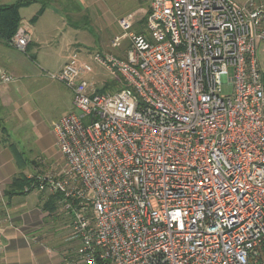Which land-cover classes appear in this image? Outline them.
<instances>
[{
    "label": "built area",
    "instance_id": "1",
    "mask_svg": "<svg viewBox=\"0 0 264 264\" xmlns=\"http://www.w3.org/2000/svg\"><path fill=\"white\" fill-rule=\"evenodd\" d=\"M149 5L140 33L119 18L124 57H92L116 89L75 52L50 74L72 95L52 125L65 168L44 178L77 242L64 264H264V0Z\"/></svg>",
    "mask_w": 264,
    "mask_h": 264
},
{
    "label": "rangeland",
    "instance_id": "2",
    "mask_svg": "<svg viewBox=\"0 0 264 264\" xmlns=\"http://www.w3.org/2000/svg\"><path fill=\"white\" fill-rule=\"evenodd\" d=\"M149 2L150 0H99L96 5L80 3L78 0H46L43 4L51 6V10L63 17V20L59 19L53 11H48L47 14L51 15V19L44 17L43 21L37 25L36 31L31 29L28 22V15H30L28 12L31 9H27L26 13L23 12L24 18H21V23L25 28L29 27L27 28L30 34L28 41L30 38L38 39L41 45L39 49L32 45L27 51V45L25 51L14 47L15 56L23 70L27 72L28 76L22 79V82L30 91L29 100L39 115L42 128H53L54 121L58 120L62 111L70 106L68 97V95L71 96L70 90L65 87L63 90L61 83L50 74L57 72L75 52L80 59L91 65V72L86 74L85 78L91 81L98 92L101 91L99 89L106 85V82L113 81L114 77L92 58L94 53L109 52L115 56L124 57L128 38L125 36L115 45L111 43L115 35L123 32L118 18L123 16L131 22L129 30L142 31L150 12ZM50 24L54 27H49ZM256 56L259 67L264 72V41L259 43ZM116 87L111 85L105 91L114 90ZM17 129H11L10 136L18 140L22 129ZM19 142L27 162H18L17 165L22 171L21 174L26 175L30 182L28 185L19 186L18 190L23 193L12 194L8 196L9 199L15 195L22 196L39 184L41 193L46 191L52 194L53 191L49 185H46L44 178L58 177L63 172L65 163L51 132L46 148L41 151L32 144V137L28 136L25 141ZM29 168L32 169L31 172ZM16 176L11 178L9 185ZM34 178L37 179L35 184L32 183ZM9 185L6 191L9 190ZM56 194L54 192V195Z\"/></svg>",
    "mask_w": 264,
    "mask_h": 264
},
{
    "label": "crops",
    "instance_id": "3",
    "mask_svg": "<svg viewBox=\"0 0 264 264\" xmlns=\"http://www.w3.org/2000/svg\"><path fill=\"white\" fill-rule=\"evenodd\" d=\"M17 1L0 0V5H11ZM45 1L32 0L30 4L20 7L19 26H22L21 18L27 9H31L27 12L30 14L28 22L33 31H36L37 25L44 17L51 19V15L47 13L53 10L51 6L43 4ZM78 1L96 5L99 2V0ZM42 4L43 11L34 22H31V18L41 9ZM53 13L63 20V17L55 11ZM32 45L39 49L41 42L30 38L26 51ZM0 70L14 77L11 82L0 86V264H64L65 253L69 251L71 245L75 247L77 242L70 239V214L62 206V195L57 193L59 198L52 206V203L47 201L55 191L52 194L46 191L41 193L40 184L22 196L15 195L9 199L6 193L11 178L22 173L17 163L27 162L19 141H25L28 136L32 137V144L41 151L46 148L51 132L56 145L57 142L53 128L46 129L40 125L39 115L29 100L30 91L22 82V79L28 76L27 72L17 61L14 46L1 35ZM61 85L63 90L68 89L63 83ZM68 97L70 106L62 111L59 118L72 109V95ZM15 128L22 129L18 140L10 136L11 129ZM19 152H22L21 156ZM61 157L63 158L62 154ZM28 170L31 172L32 169Z\"/></svg>",
    "mask_w": 264,
    "mask_h": 264
},
{
    "label": "trees",
    "instance_id": "4",
    "mask_svg": "<svg viewBox=\"0 0 264 264\" xmlns=\"http://www.w3.org/2000/svg\"><path fill=\"white\" fill-rule=\"evenodd\" d=\"M32 0H18L14 4L11 5H0V35L4 38L6 41H10V39L13 37L17 27L19 26L20 22V14H19V8L26 6L31 3ZM43 4L41 6V9L31 18V22H34L39 14L43 11ZM134 30V29H133ZM136 33H140L142 31H136ZM263 79H264V72H263ZM111 85L117 86V83L115 80L106 82V85H104L99 90L105 91L106 89H109ZM19 156H21L22 152L18 153ZM29 178L26 177V175L19 174L18 176L14 177L12 179L11 184L9 185V190L6 191L7 195L10 196L12 194L17 193H23L21 190H18L19 186H25L29 184ZM32 183H37V179L34 178L32 180ZM11 190V191H10ZM58 195H52L51 198L48 199V203H52V206L54 205L55 201L59 198Z\"/></svg>",
    "mask_w": 264,
    "mask_h": 264
}]
</instances>
